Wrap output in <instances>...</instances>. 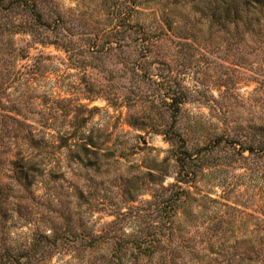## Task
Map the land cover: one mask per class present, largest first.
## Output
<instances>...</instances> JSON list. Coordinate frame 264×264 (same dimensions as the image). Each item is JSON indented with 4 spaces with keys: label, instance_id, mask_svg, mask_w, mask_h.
Wrapping results in <instances>:
<instances>
[{
    "label": "rangeland",
    "instance_id": "374dc122",
    "mask_svg": "<svg viewBox=\"0 0 264 264\" xmlns=\"http://www.w3.org/2000/svg\"><path fill=\"white\" fill-rule=\"evenodd\" d=\"M24 1L0 12V264L50 233L29 264H86L72 233L138 227L169 236L148 264H264V38L245 10L223 28L214 0ZM28 139L46 147L24 188ZM182 141L196 173L172 229L152 210Z\"/></svg>",
    "mask_w": 264,
    "mask_h": 264
},
{
    "label": "trees",
    "instance_id": "16d2710c",
    "mask_svg": "<svg viewBox=\"0 0 264 264\" xmlns=\"http://www.w3.org/2000/svg\"><path fill=\"white\" fill-rule=\"evenodd\" d=\"M135 2L136 0L134 3ZM213 4H215V7L213 8L212 16L221 27L225 28L233 24V22L239 21V14L245 10V18L247 20L246 33L250 36H261L264 38V0H214ZM15 7H21L26 11L29 5L24 0H0V12L11 11ZM33 8L34 6L31 5L29 10L36 25L41 27L48 26L45 20H43L42 15L35 12ZM256 14L257 18L255 17ZM259 21L262 22L259 23ZM0 125L4 128V114L2 113H0ZM25 145V154L28 159H26L24 163L26 171L21 176L23 183L21 185H23L24 188L30 187L32 184L34 180L32 172L35 166H38L34 159H30V156H32L35 150L41 148V146L46 147V144L42 145L40 142L33 141V139H28ZM177 148L174 161L177 164V176L175 179L179 185L170 184V186L167 187L169 195L156 204L154 210H152L157 217H160L163 221L165 220V223L169 222L168 218L176 216L178 204L183 203V200L186 199L189 193V191L184 189L180 184H187L196 173L197 161L195 160L197 159L192 158V154L187 152L185 143L182 141V147L179 144ZM247 150L252 152L251 148ZM171 187H176L177 190L172 191ZM115 223L117 222L112 221L110 225ZM166 225L171 227L173 223L170 221ZM171 228L173 229V227ZM141 232L144 233L142 234ZM71 236L72 237L69 239L71 242H80L83 246L84 252H86L88 257L86 264H96V262H98V264H148L153 257H160V251L157 250V245L170 243L168 240L169 236L165 240L163 239V235L156 230L148 233L139 227L130 235L116 236L101 232L90 233L85 236H77L72 233ZM59 240L63 242L65 239L57 237L54 233H50V235L43 234L37 239L31 237L28 243L22 244L19 253L26 264H29V262L33 260L39 261L46 255L45 253H48L51 248L57 245ZM11 261H14L11 255L5 253L4 262Z\"/></svg>",
    "mask_w": 264,
    "mask_h": 264
}]
</instances>
